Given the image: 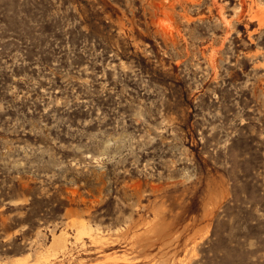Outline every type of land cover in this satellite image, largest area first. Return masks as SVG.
<instances>
[{
    "label": "rangeland",
    "instance_id": "1",
    "mask_svg": "<svg viewBox=\"0 0 264 264\" xmlns=\"http://www.w3.org/2000/svg\"><path fill=\"white\" fill-rule=\"evenodd\" d=\"M0 264H264V0H0Z\"/></svg>",
    "mask_w": 264,
    "mask_h": 264
},
{
    "label": "bare ground",
    "instance_id": "2",
    "mask_svg": "<svg viewBox=\"0 0 264 264\" xmlns=\"http://www.w3.org/2000/svg\"><path fill=\"white\" fill-rule=\"evenodd\" d=\"M258 9L263 10L262 7H258ZM58 246H60V247H62V248H64L65 246H67V245H66V242L64 241V239L61 238V239L58 240ZM60 247H59V248H60ZM65 248H66V247H65ZM64 250H65V249H64ZM63 252H64V251H63Z\"/></svg>",
    "mask_w": 264,
    "mask_h": 264
}]
</instances>
